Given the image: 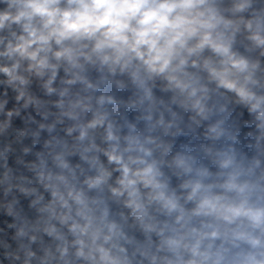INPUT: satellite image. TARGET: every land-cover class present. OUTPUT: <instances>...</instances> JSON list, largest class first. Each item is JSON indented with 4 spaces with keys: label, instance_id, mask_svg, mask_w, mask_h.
<instances>
[{
    "label": "clouds",
    "instance_id": "1",
    "mask_svg": "<svg viewBox=\"0 0 264 264\" xmlns=\"http://www.w3.org/2000/svg\"><path fill=\"white\" fill-rule=\"evenodd\" d=\"M0 264H264V0H0Z\"/></svg>",
    "mask_w": 264,
    "mask_h": 264
}]
</instances>
